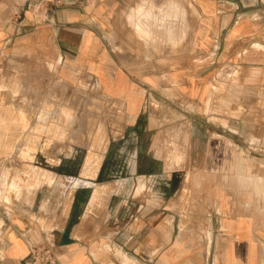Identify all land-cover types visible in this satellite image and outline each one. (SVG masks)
<instances>
[{"label": "crops", "instance_id": "1", "mask_svg": "<svg viewBox=\"0 0 264 264\" xmlns=\"http://www.w3.org/2000/svg\"><path fill=\"white\" fill-rule=\"evenodd\" d=\"M180 1L186 15L178 25L177 51L162 53H206L210 60L193 66L179 80L178 99L192 106V114L176 119L177 128L158 130L156 122L169 119L142 113L146 88L119 66L114 54L156 53L150 49L153 44L140 52L135 44L126 45L135 40L128 32L132 24L127 16L140 1L0 0V61L24 72L57 66L64 75H86L92 87L99 88L104 105H126L135 132L139 131L130 150L122 151L127 154L123 162L121 149H116L121 138L112 131L108 148L102 145L93 152L103 159L82 162V176H73L66 184L70 189L86 187L91 192L89 204L98 202L105 184L94 182V177L110 154L111 169L133 171L130 181L136 193L130 196L126 225H108L105 212L86 217L84 211L71 210L65 218L57 211L47 229L18 207L17 218L1 225L0 264H19L30 245L49 238L61 264H264V0ZM111 41L119 49L112 48ZM59 57L62 61L57 64ZM167 85L162 86L163 93L171 92V83ZM103 121L118 122L112 115ZM204 121L219 122L225 132L230 125L239 130L242 146H235L237 153L229 161H218L222 147L213 145V140L222 133L203 128ZM155 138H161L163 150L162 158L154 161L149 153L154 152ZM171 138L176 143L173 151L164 149V139L169 145ZM176 145L193 156L180 161ZM80 152L74 147L70 158L76 160ZM33 154L35 159V148ZM159 170L168 172V180L174 176L187 184L184 191L189 196L178 194L177 215L166 205L172 196L155 191L159 177L165 176ZM190 201L194 206L189 209ZM46 204L47 200L42 207ZM191 209L194 223L187 225L185 214ZM112 217L122 218L120 212ZM108 233H114L108 240L122 247L116 254L112 244H102Z\"/></svg>", "mask_w": 264, "mask_h": 264}, {"label": "rangeland", "instance_id": "2", "mask_svg": "<svg viewBox=\"0 0 264 264\" xmlns=\"http://www.w3.org/2000/svg\"><path fill=\"white\" fill-rule=\"evenodd\" d=\"M154 1L137 0V5L128 10V21L133 25L128 27V32L135 40L132 43L127 42L126 45L135 44L140 52L149 50L146 45L153 44L150 49L156 53L114 54L119 66L131 73L138 79L139 84L146 88L142 113L154 119L162 120V116L169 119V122H156L158 130L168 126L173 129L177 128L175 120L183 114H192L193 109L178 99L179 80L181 81L193 66L209 63L210 58L206 53H162L177 51L180 38L178 25L185 18L186 9L180 0ZM109 38L112 39L113 36L109 35ZM157 39L175 44H170L169 47ZM110 43L112 48L119 49L115 42ZM61 61L62 57H59L57 64ZM72 74L64 75L57 66L51 69L38 66L36 70L30 67L24 72L12 69L0 61V230L4 221L17 218L18 207L25 211L26 216L41 222L47 229L52 227L57 211L63 212V218L71 210L84 211L86 217L105 212V220L110 226H124L128 223L130 196L136 193L135 186L130 181L133 171L119 166L117 169H111L108 164L110 154L105 158L103 168L99 169L94 177V182L105 184L101 187L102 193L98 202L89 204L91 192L86 187L70 189L66 186L73 176H82V162H97L103 159L93 152L101 149L102 145L108 146V137L112 131L121 138L116 149H121L119 159L122 162L127 155H123L122 151L130 150L131 140L139 132H135L137 129L129 118L126 105H104L98 98L99 88L92 87V80L86 79V75L81 73ZM148 81L151 83L147 84ZM168 82L171 83V92L163 93L162 86L167 87ZM99 114L102 115V120H99ZM109 115L116 117L118 122H104V118L108 120ZM2 117H5L3 122ZM202 127L222 133L213 140V145L222 147L217 154L218 158L222 157L219 162L229 161L232 155L237 153L235 146L241 149L242 139L237 128L230 125L225 132L219 122L211 125L207 121L203 122ZM232 129L236 130V133L231 132ZM157 140L159 144L156 143ZM174 141L171 138L167 145V139H164V149L176 150ZM29 145L36 149L34 160L24 159L20 152ZM153 145L151 151L154 152L149 155H153L155 161L162 158L161 138H155ZM180 145L183 146V143ZM74 147L81 151L79 157L73 158L76 160L70 158L74 156ZM177 150H180L176 154L182 162L193 156L186 153L185 148L177 147ZM89 154L90 157L87 158ZM158 172L159 175L164 173L165 176L159 177L154 186L155 191L172 196L166 205L177 215L178 194L180 197L184 194L189 196V192L184 191L187 184L184 181L179 183L174 176L168 180L166 170ZM121 179H124L122 187L117 190L118 181ZM143 198H146L145 195ZM46 200V206L42 207ZM141 203L136 206L139 207ZM188 204L189 209L191 206L193 208L191 201ZM156 205L162 208L161 202ZM113 212H120L122 218H113ZM191 212L187 211L185 214L187 225L194 223V215ZM177 218L176 216L175 224ZM113 235L114 233H108L102 244H112L113 241L108 239ZM202 244H207L206 238H203ZM111 247L115 254L117 249H122L117 242Z\"/></svg>", "mask_w": 264, "mask_h": 264}, {"label": "built area", "instance_id": "3", "mask_svg": "<svg viewBox=\"0 0 264 264\" xmlns=\"http://www.w3.org/2000/svg\"><path fill=\"white\" fill-rule=\"evenodd\" d=\"M55 244L45 239L29 246L28 253L20 260L19 264H61L54 251Z\"/></svg>", "mask_w": 264, "mask_h": 264}, {"label": "bare ground", "instance_id": "4", "mask_svg": "<svg viewBox=\"0 0 264 264\" xmlns=\"http://www.w3.org/2000/svg\"><path fill=\"white\" fill-rule=\"evenodd\" d=\"M38 141V140H37ZM25 145V144H24ZM33 146L29 145V146H26V148L22 149V151H20L23 155V158L24 159H30V160H33L34 159V154H33ZM75 183L77 184H80L81 183V180L80 179H76L75 180ZM124 258V257H123ZM127 258V257H126ZM127 260V259H125ZM124 261V260H123ZM130 261V260H129ZM128 263V262H127Z\"/></svg>", "mask_w": 264, "mask_h": 264}]
</instances>
